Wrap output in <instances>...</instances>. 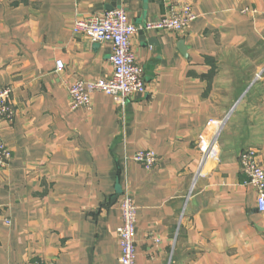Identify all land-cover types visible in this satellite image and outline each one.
I'll return each instance as SVG.
<instances>
[{
    "label": "crops",
    "instance_id": "0c3cea01",
    "mask_svg": "<svg viewBox=\"0 0 264 264\" xmlns=\"http://www.w3.org/2000/svg\"><path fill=\"white\" fill-rule=\"evenodd\" d=\"M184 4L196 19L183 31L146 28ZM121 6L145 91L125 108L94 92L73 109L70 84L113 75L111 43L73 24ZM263 67L264 0H0V88L16 112L0 122L12 150L0 264H121L126 187L135 264H264V214L240 165L254 148L264 168ZM143 149L158 154L151 170L132 160Z\"/></svg>",
    "mask_w": 264,
    "mask_h": 264
},
{
    "label": "built area",
    "instance_id": "2783aa9c",
    "mask_svg": "<svg viewBox=\"0 0 264 264\" xmlns=\"http://www.w3.org/2000/svg\"><path fill=\"white\" fill-rule=\"evenodd\" d=\"M196 19L190 4L180 7H172L168 15L161 21L147 24L146 28L167 29L175 32L183 31ZM73 33L86 36L93 42H109L112 45L110 62L113 67V75L109 79L76 80L68 86V92L73 109L92 106V94L103 92L114 98L123 108L129 97L145 91L144 70L137 62L136 54L132 49V37L139 28L130 21L124 7L79 18L73 24ZM58 70H62L64 63L57 60ZM257 79H264V67L257 74ZM13 88L6 86L0 88V122H12L15 118V109L12 104ZM218 134L212 142H217ZM211 149V148H210ZM209 149V151H210ZM208 151V152H209ZM208 154V153H207ZM202 160V164L207 158ZM12 159V150L0 137V168H6ZM132 160L141 164L146 170H151L158 161V154L152 149L138 150L133 154ZM242 172L246 175V184L254 186L257 190V209L264 214V168L259 162L258 151L254 148L245 149L240 154ZM121 225L117 228L121 246V264H135L136 238H137V211L138 207L131 192L126 187L120 196ZM6 224H11L5 219ZM36 264H42L37 261Z\"/></svg>",
    "mask_w": 264,
    "mask_h": 264
},
{
    "label": "water",
    "instance_id": "95a60500",
    "mask_svg": "<svg viewBox=\"0 0 264 264\" xmlns=\"http://www.w3.org/2000/svg\"><path fill=\"white\" fill-rule=\"evenodd\" d=\"M180 48H181L182 52H183L184 54H186V51H185L186 49H185L183 43H180ZM121 192H122V190H119V192L117 193V196L120 195Z\"/></svg>",
    "mask_w": 264,
    "mask_h": 264
}]
</instances>
